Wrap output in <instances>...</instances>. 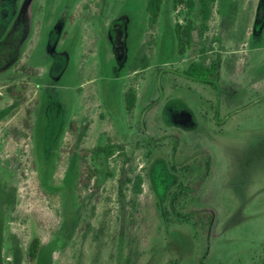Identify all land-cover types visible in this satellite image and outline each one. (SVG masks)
Segmentation results:
<instances>
[{"label": "rangeland", "instance_id": "1", "mask_svg": "<svg viewBox=\"0 0 264 264\" xmlns=\"http://www.w3.org/2000/svg\"><path fill=\"white\" fill-rule=\"evenodd\" d=\"M184 19L172 0L156 30L146 0H0V264H107L114 247L123 264H160L149 205L163 209L181 176L163 150L145 159L133 147L160 128L180 134L181 157L213 155L194 202L217 214L208 263L261 264L253 259L264 245V101L216 127L201 112H212L208 92L179 74L205 45L209 60L222 56L221 82L231 86L224 97L264 96V0H217L205 36L197 11L193 45L178 57L174 24ZM142 45L152 66L135 78L129 66ZM13 85L26 103L10 96ZM131 85L138 102L128 115L123 95ZM107 143L129 147L109 159L83 153ZM175 145L167 142L169 154ZM135 174L145 179L139 219L129 215L127 178ZM162 227L172 264H196L192 227ZM34 239L40 255L31 262Z\"/></svg>", "mask_w": 264, "mask_h": 264}, {"label": "trees", "instance_id": "2", "mask_svg": "<svg viewBox=\"0 0 264 264\" xmlns=\"http://www.w3.org/2000/svg\"><path fill=\"white\" fill-rule=\"evenodd\" d=\"M175 10L181 9L185 14V23L176 22L174 24V32L176 36V54L178 57L183 56L189 49H191L194 42V20L193 16L198 11L201 20L200 29L201 34L206 35L209 30V23L212 18L213 6L217 0H172ZM165 0H146V11L148 15V28L156 30L160 17L163 13ZM215 41L217 39L215 38ZM208 48L205 45L200 50L199 57L192 61L188 67L179 74L180 78L186 79L192 88H200L208 92L209 110L201 112L204 116H209L216 127L227 122L232 116H241L240 110L247 108L253 104L264 101V96L258 94L255 99L249 102H234L224 95L230 92L231 86L226 87L222 84V56L220 52L214 53V58L208 59ZM152 66V60L147 55L145 45L139 47L132 63L129 66L130 73H134L138 78L139 75ZM177 79V78H176ZM236 78L234 79V81ZM23 91L26 86H22ZM8 93L17 102L26 103L27 99L22 90L18 89L17 85L9 86ZM261 93V92H260ZM124 106L128 115H132L136 109L138 102V91L134 85H131L123 95ZM261 99V100H260ZM33 109L27 110L28 119L25 121L28 129L32 128L31 116ZM239 114V115H237ZM75 123L70 124V128H75ZM160 136L153 137L148 134L143 140L133 144L136 149L143 151L145 159H150L153 152L163 150L169 161L170 169L173 173L181 176L180 182L168 193L166 204L163 209L159 203L154 200L149 205L152 214L153 223L155 226L154 232L157 233V248L162 252L160 264H172L166 253L165 240L163 237V227L165 225H190L194 232V238L197 242V260L196 264H209L211 246L215 238V229L217 225V214L213 208L197 207L194 205L196 198L204 190L208 178L213 172L214 158L212 153L207 149H199L193 152H187L183 157L179 152L180 148L186 147L180 139V134L170 133L162 128ZM223 132V129L218 130ZM174 140L176 145L171 154L168 150L167 142ZM132 146V145H131ZM129 145L107 143L103 146H98L93 150H85L84 154L101 155L106 159L114 156L125 155ZM171 148V147H170ZM169 148V149H170ZM179 154V155H178ZM180 156V157H179ZM82 157H84L82 155ZM95 171H91L89 177L95 175ZM81 182L83 181V174H80ZM127 183L131 185V199L129 201V215L139 219L144 209L140 200L144 192L143 185L145 183L144 176L135 174L133 177L127 178ZM85 185V184H84ZM81 188H79V191ZM158 218L160 224L156 223ZM150 235V234H149ZM147 235V236H149ZM151 236V235H150ZM149 236V237H150ZM41 242L39 239H34L28 247V258L31 262L38 259L40 255ZM145 248V246H144ZM165 249V250H164ZM260 252L255 254L253 261H259L264 264V245L260 248ZM164 250V251H163ZM124 260V259H123ZM107 264H123L122 258H118V251L114 247L110 259Z\"/></svg>", "mask_w": 264, "mask_h": 264}]
</instances>
